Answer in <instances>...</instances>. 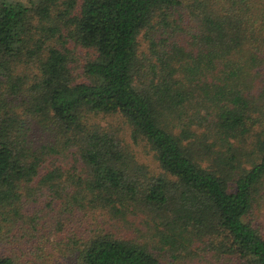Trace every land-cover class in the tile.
<instances>
[{
    "label": "trees",
    "instance_id": "obj_1",
    "mask_svg": "<svg viewBox=\"0 0 264 264\" xmlns=\"http://www.w3.org/2000/svg\"><path fill=\"white\" fill-rule=\"evenodd\" d=\"M263 199L264 0H0V264H264Z\"/></svg>",
    "mask_w": 264,
    "mask_h": 264
},
{
    "label": "rangeland",
    "instance_id": "obj_2",
    "mask_svg": "<svg viewBox=\"0 0 264 264\" xmlns=\"http://www.w3.org/2000/svg\"><path fill=\"white\" fill-rule=\"evenodd\" d=\"M141 42L142 46L145 47V41L143 38H141ZM104 123H113L117 128L119 127L125 139L132 144L138 158L146 162L150 167L155 169L158 168L157 162L153 156V151L150 149L149 145H146L139 138H134L131 135V129L122 122L120 118H117L115 115H107L105 116ZM262 201L264 202V199ZM62 216L66 227L78 226L81 223L85 225L88 221L95 220H106L109 223L106 224V227H110V223L114 221L116 227L120 228L126 234L135 236L140 241H143L144 239L141 234L147 229V226L143 223L142 219L131 218L132 224L129 225L121 220L109 218L105 212H101L100 210H92L87 215L86 212L75 211L73 214H64ZM250 218L256 224L264 226V208H261L259 211L257 207H255ZM193 248L197 251V254H191V252L183 250L172 251L173 249H170L167 253L161 251L159 255V264H203L206 263L207 260L214 264H247L243 259L238 258L234 254H224L219 256L215 250L206 249L207 245L205 242L196 241Z\"/></svg>",
    "mask_w": 264,
    "mask_h": 264
}]
</instances>
